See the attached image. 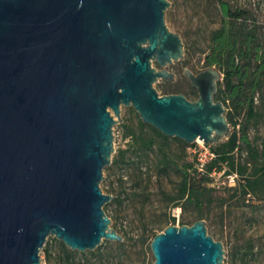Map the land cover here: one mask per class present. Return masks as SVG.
<instances>
[{
    "label": "water",
    "instance_id": "obj_1",
    "mask_svg": "<svg viewBox=\"0 0 264 264\" xmlns=\"http://www.w3.org/2000/svg\"><path fill=\"white\" fill-rule=\"evenodd\" d=\"M168 0H0V264H42L49 236L73 251L122 242L101 188L121 106L166 137L207 145L233 130L214 96L216 66L183 69L197 90L159 95L184 59L165 22ZM153 62L157 67L153 66ZM117 118L115 120L114 118ZM150 264H224L206 222L169 225Z\"/></svg>",
    "mask_w": 264,
    "mask_h": 264
},
{
    "label": "rangeland",
    "instance_id": "obj_2",
    "mask_svg": "<svg viewBox=\"0 0 264 264\" xmlns=\"http://www.w3.org/2000/svg\"><path fill=\"white\" fill-rule=\"evenodd\" d=\"M168 1L165 22L171 31L180 35L185 48L184 59L167 66L175 74L172 82L158 79L153 87L159 95L182 93L189 100H195L197 90L184 76L183 69L197 73L209 67L204 63V56L209 51L210 33L221 25L222 15L217 0ZM227 1L231 8L247 11V23H255L264 39V0ZM153 66L159 68L155 62ZM254 100L255 116L247 118L245 111L235 115L239 124L236 129L241 131L245 125L249 139L260 152L258 166H264V87ZM113 135L115 151L111 164L103 169L100 185L105 194L114 196L104 205V210L123 241L103 240L93 250L75 251L77 254L71 261L76 264H149L153 259L150 250L153 234L169 225H191L201 219L206 222L207 234L222 242L224 264H264V185L257 186L254 198L247 201L242 191L236 194L231 189L237 185L236 177L215 173L204 182L208 190L200 196L199 203L172 201L179 192L182 171L188 164H196L193 152L196 143L185 144L175 137L164 139L147 124L142 127L132 106H121V121L114 124ZM150 140L153 144L147 146ZM241 147L242 158H245L246 148ZM259 173L256 176L259 177ZM173 208L180 209L178 216L172 215ZM58 242L55 237H48L45 245L52 252L53 262L47 261L41 250L42 264H58L62 256ZM119 243L122 246L119 247Z\"/></svg>",
    "mask_w": 264,
    "mask_h": 264
},
{
    "label": "trees",
    "instance_id": "obj_3",
    "mask_svg": "<svg viewBox=\"0 0 264 264\" xmlns=\"http://www.w3.org/2000/svg\"><path fill=\"white\" fill-rule=\"evenodd\" d=\"M217 3L222 23L210 33L209 51L204 56V63L206 66H216L223 74L214 98L222 101L227 108L226 117L228 123L233 126V132L227 140L209 145L214 157L205 164L203 172L198 171L192 164L185 167L179 192L171 198L172 201L199 203L200 196L208 190L204 182L210 179L212 172L236 175L237 185L231 189L236 194L242 191L247 201L254 198L253 192L257 186L264 185V166H258L257 163L260 152L249 139L245 125L241 131L236 129L239 124L235 119V115L241 111H245L247 118L256 114L254 98L264 87V39L260 37L255 23H247L246 10L231 8L227 0H217ZM140 125L146 126L141 119ZM147 126L158 136L167 139L157 129L148 124ZM152 144L150 140L147 146ZM241 145L246 148L245 158H242ZM248 169H251V172L248 173ZM258 173L259 177L256 176ZM155 235L153 234L151 238ZM118 246H122V243ZM58 249L62 255L58 264H76L71 261L77 254L75 251L62 242H58ZM42 252L47 261L52 263V252L46 245ZM152 262L153 259L150 263Z\"/></svg>",
    "mask_w": 264,
    "mask_h": 264
},
{
    "label": "built area",
    "instance_id": "obj_4",
    "mask_svg": "<svg viewBox=\"0 0 264 264\" xmlns=\"http://www.w3.org/2000/svg\"><path fill=\"white\" fill-rule=\"evenodd\" d=\"M196 145H199V148L197 146H194V154L196 155V164L195 167L198 171L203 172L205 164L210 161L214 157V153L211 151L209 145L203 143V142H194ZM215 174V172H212L211 175ZM232 178L236 177V175L231 176ZM180 213V209L173 208L172 215L178 216Z\"/></svg>",
    "mask_w": 264,
    "mask_h": 264
},
{
    "label": "bare ground",
    "instance_id": "obj_5",
    "mask_svg": "<svg viewBox=\"0 0 264 264\" xmlns=\"http://www.w3.org/2000/svg\"><path fill=\"white\" fill-rule=\"evenodd\" d=\"M196 141H198V142H203L202 140H200V139H197Z\"/></svg>",
    "mask_w": 264,
    "mask_h": 264
}]
</instances>
